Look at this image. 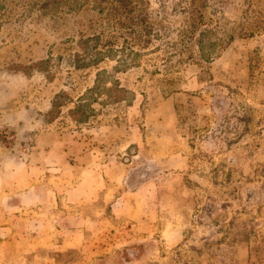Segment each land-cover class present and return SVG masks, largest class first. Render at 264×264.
<instances>
[{
	"label": "rangeland",
	"instance_id": "obj_1",
	"mask_svg": "<svg viewBox=\"0 0 264 264\" xmlns=\"http://www.w3.org/2000/svg\"><path fill=\"white\" fill-rule=\"evenodd\" d=\"M45 1L0 0V264H264V0ZM101 68L128 104L46 120Z\"/></svg>",
	"mask_w": 264,
	"mask_h": 264
},
{
	"label": "trees",
	"instance_id": "obj_2",
	"mask_svg": "<svg viewBox=\"0 0 264 264\" xmlns=\"http://www.w3.org/2000/svg\"><path fill=\"white\" fill-rule=\"evenodd\" d=\"M78 0H46L43 3V7L53 8L58 3H78ZM83 1V0H80ZM126 0L120 1V7H111L110 12L114 15H119L123 10L126 9ZM110 12H108L110 14ZM107 13V14H108ZM103 44V45H102ZM216 44V42L214 43ZM78 45L82 53L73 54V66L75 68L85 66H96L100 60L109 59L113 60L115 64L111 67L112 72H117L119 68L124 66L125 60L120 58L118 53L123 51V46L119 48H113L110 42L101 43L99 35H93L90 37L79 38ZM199 53L205 60H208V53L205 54L203 45L198 42ZM100 47V48H97ZM132 53V52H131ZM47 60H43L36 64H45ZM40 68V67H39ZM41 69V68H40ZM66 94L60 93L54 96L51 101L50 109L47 112L46 120L50 122L59 113V109L62 105L70 102L71 107L67 108L66 113L69 118L75 123H86L95 118L99 111L108 105H118L120 103L128 104L133 98V92L125 86H122L118 79L104 68L97 69L94 73L92 84L87 87L75 100L66 99L63 97Z\"/></svg>",
	"mask_w": 264,
	"mask_h": 264
}]
</instances>
